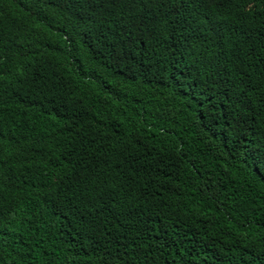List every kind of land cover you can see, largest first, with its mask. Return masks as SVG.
<instances>
[{
    "label": "trees",
    "instance_id": "trees-1",
    "mask_svg": "<svg viewBox=\"0 0 264 264\" xmlns=\"http://www.w3.org/2000/svg\"><path fill=\"white\" fill-rule=\"evenodd\" d=\"M0 264H264V0H0Z\"/></svg>",
    "mask_w": 264,
    "mask_h": 264
}]
</instances>
